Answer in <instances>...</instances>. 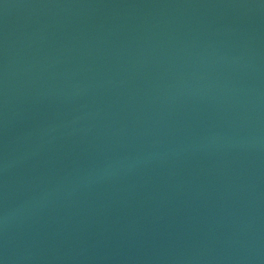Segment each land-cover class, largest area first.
Here are the masks:
<instances>
[{"label":"water","instance_id":"95a60500","mask_svg":"<svg viewBox=\"0 0 264 264\" xmlns=\"http://www.w3.org/2000/svg\"><path fill=\"white\" fill-rule=\"evenodd\" d=\"M0 264H264V0H0Z\"/></svg>","mask_w":264,"mask_h":264}]
</instances>
